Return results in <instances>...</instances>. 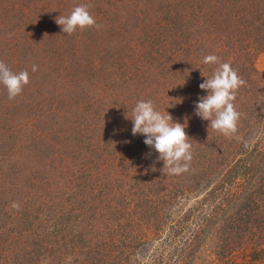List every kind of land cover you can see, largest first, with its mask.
Here are the masks:
<instances>
[{
  "label": "rangeland",
  "instance_id": "obj_1",
  "mask_svg": "<svg viewBox=\"0 0 264 264\" xmlns=\"http://www.w3.org/2000/svg\"><path fill=\"white\" fill-rule=\"evenodd\" d=\"M81 4L96 24L62 33L56 18ZM206 55L246 82L234 134L195 114L207 95L199 85L218 66ZM0 61L29 73L14 99L0 84V264H84L91 247L97 264L111 237L123 245L118 264H175L183 243L188 264H264V251L213 257L208 219L196 253L188 242L209 190L249 161L261 195L243 235L264 249V0H0ZM140 100L187 120V171L168 173L132 135L125 116ZM173 223L185 228L176 241Z\"/></svg>",
  "mask_w": 264,
  "mask_h": 264
},
{
  "label": "clouds",
  "instance_id": "obj_2",
  "mask_svg": "<svg viewBox=\"0 0 264 264\" xmlns=\"http://www.w3.org/2000/svg\"><path fill=\"white\" fill-rule=\"evenodd\" d=\"M55 22L61 27L62 33L71 35L77 28L94 26L95 19L90 14L88 6L81 4L75 6L69 15H60ZM203 63L217 64L213 74L206 77L199 85L207 95L199 97L195 103V114L203 120L209 121V127L224 135H231L237 131V122L240 113L234 106L236 91L246 82L228 62H220L216 55H206ZM35 65L32 71H36ZM29 83L27 70L18 73L12 72L9 67L0 61V84L7 89L9 99L18 96L25 85ZM132 135L145 137L144 143L158 153L157 160L163 162V168L170 174H180L188 170L192 160V145L188 142L185 132L187 120L184 124L174 122L172 116L157 111L151 100H140L132 110ZM154 170V168H153ZM11 207L19 209V204L13 202Z\"/></svg>",
  "mask_w": 264,
  "mask_h": 264
},
{
  "label": "trees",
  "instance_id": "obj_3",
  "mask_svg": "<svg viewBox=\"0 0 264 264\" xmlns=\"http://www.w3.org/2000/svg\"><path fill=\"white\" fill-rule=\"evenodd\" d=\"M245 152L247 153L248 151H245ZM248 162L249 161H245V163L240 162L241 166L242 167L244 166V171H241L240 173L232 174L231 176L221 179L222 181L219 182L217 186H214L209 190L208 197L206 198V200L208 199L209 204L205 202V205H206L205 211L203 210L202 215H200L197 221L195 222L196 225L198 224V227L196 228V232L193 233L194 235L190 236L191 238L188 241V242L191 241V244L193 245L191 249L192 251L197 246L198 240L202 237L203 232L206 228L205 227L206 225L200 228L199 222L202 223L204 219L205 220L208 219L209 225L207 226H209V230L210 229L212 230V232H210L211 233L210 238L208 239L209 240L208 246H209V242H211L210 251H212L213 257H214V254L218 256L220 254H224L225 252H229V251H231L232 253L233 251H235V249H237L240 252H243L245 256H248L247 253L250 252L249 255H251L252 257L248 256L249 260L255 261L258 258L257 256L260 255V253L261 254L263 253L264 249L260 247L261 244L259 245L260 240H256V238L254 239L251 238L252 241L249 243L247 240L248 238L245 239L243 235V231L246 229V224H247V220L243 221L244 220L243 218L245 217L248 218L255 212V210L257 209V204H256V201L258 199L257 196L260 197L261 195L260 194L261 191L255 189L256 185L253 183L255 181V180L253 181L254 176L251 174V172H249V170L252 169L253 164L248 163ZM236 168L237 166L235 167V169ZM235 171H240V170H235ZM245 182H248L250 186L252 187L251 189H248V188L246 189L247 191L246 196H245V193L236 192L238 191V187L243 186V183ZM235 203L237 205H235ZM234 206H237L235 211L233 213L225 215L229 213L231 207L234 208ZM155 210L158 212L160 211V209H155ZM158 212L156 213V215H158ZM170 225H172L171 228L173 231L171 238L175 239L174 241H176L177 235H182L184 233L185 228L181 227L175 230L177 227V223H173ZM190 232H192V230ZM113 238L114 237H111V240H112L111 244L106 245V246L109 245V247H107L109 254L108 256L107 254H105L107 258L105 257L104 261L103 259H101V261H98V263L96 262L97 264L123 263L122 257L124 256L122 255H125L123 252V249L121 250V252H123L122 254L116 251L117 250L116 247H122L123 245L120 246L119 244L114 243L116 239H113ZM148 240L149 239H144L143 241H148ZM170 244H172V242ZM186 244L187 243H183L181 247L175 248L177 250L179 249V252L177 253L176 251L173 252L177 255L176 257H178L175 259L176 261V263L174 262L175 264H188V262L191 263L190 262L191 257L188 260V256H190L192 252L191 254L188 253L189 251L185 252V250L187 249ZM197 248H199V246L195 248L194 250L195 253L199 250ZM249 248H250V251H248ZM97 250L98 249H96V252H95L93 247L89 249V251L91 252V256L88 257V259L86 260L84 264L93 263L96 257H94L92 253L94 254L99 253L100 251L97 252ZM194 252L193 254H195ZM160 255L163 257V254H160ZM10 258H11L12 264H20V261H18V259L17 261H15L12 256ZM214 259H212V264L217 262L216 259L215 260ZM227 260L225 261L226 264L229 262L233 263V261L231 260L227 261ZM80 264H82V262ZM151 264H156V260H153ZM164 264H167V263L164 262Z\"/></svg>",
  "mask_w": 264,
  "mask_h": 264
}]
</instances>
